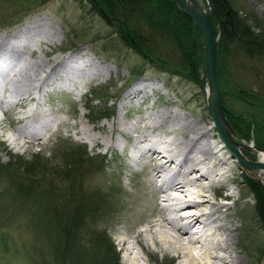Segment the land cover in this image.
I'll return each instance as SVG.
<instances>
[{"label": "rangeland", "instance_id": "rangeland-1", "mask_svg": "<svg viewBox=\"0 0 264 264\" xmlns=\"http://www.w3.org/2000/svg\"><path fill=\"white\" fill-rule=\"evenodd\" d=\"M197 2L202 9L207 7L205 5L206 0H197ZM232 2H234L232 5L234 10L239 7L246 12L249 11L250 14L257 17V25L260 24L263 28V33L260 27L254 29V33L260 34L256 37L258 38L256 41L259 43L257 46L250 43L252 49L255 50L254 53L251 52L247 56L240 50L234 52L233 44H228L224 47L226 53L219 56L217 61L221 65L219 67L222 72L221 81L224 93L222 104H224L225 110H232L235 113L244 112L249 115L255 112L254 108L259 107V103L256 102L257 97L264 98V0H232ZM179 5V2L175 5L178 10L180 9ZM212 9L216 12L213 4ZM228 13L227 10L224 16L226 17ZM26 25L28 26L26 27V37L23 38V44L17 45L16 51L9 58L0 60V62L3 61L0 64L2 69L0 71L5 72V77L11 75L19 64L23 65V63L28 64V62H31L30 55L35 56L42 51L46 56L59 54L57 61L63 60L71 64L73 62L74 69L79 67L81 69L82 64H91L92 62L95 66L106 65V69L102 71L100 76L85 84L82 77H80L82 69H78L80 73L78 77L71 76L69 78L62 76L64 72L61 67L51 68L49 75L44 79L45 81L41 80L42 82H39L37 88L35 87L29 95H21L13 99L10 95H7L8 93L0 92V164L9 162V155L11 154L30 158L32 153L44 155L50 162L57 163L59 159L57 150L65 147V144L74 142L85 145L87 152L91 155L99 153V155L105 156L108 165L107 170H104L106 175L103 176L101 173L96 172L89 182L92 186H104L103 192H106L107 188L114 189L117 192H113L114 194L108 193L112 209L109 217L100 219L95 223V228L98 231L103 229L106 235L112 239L119 256L118 264H129L130 262L125 246L130 248L128 251L132 252L131 255L136 256L138 264H180L174 256V251L162 253L153 244L154 247L150 250L156 252L155 256H151L144 251L141 254L138 251L140 250L139 246L134 242L136 233L142 231L144 226L145 229H149V233L156 226L149 227L148 223L143 220L145 210L147 211L153 206L151 200L153 196L152 186L146 177L148 176V171H146L148 168L144 166L147 160L138 158V160L132 162L130 159V154L135 155L137 153L138 144L145 146L146 143H133L130 137L146 129L143 125L145 126L147 123L156 120L157 113L166 112L165 114L169 115L175 111L181 117L173 119L167 115L168 122H165L164 127H161L162 130L161 128L149 130L146 135H155L163 143L172 140V148L178 150L176 145L185 138V135L192 129L199 131L201 125H203L207 128L213 127V130L209 133L214 137L213 140L219 141L211 122L212 118L205 110V96L201 92L200 85L191 83L188 80L185 81L177 75H169L167 72L158 73L156 63L142 62L139 55H136L133 50L119 42L117 36L112 32V28L106 25L103 16L94 12L86 0H47L41 7L37 6L32 12H27L24 17L19 19L17 17L10 26H0V35H11L15 29L20 30ZM1 42L0 52H6V48L14 45V41H12L13 45L11 41ZM69 45L74 46V49L69 48ZM134 65L140 66L142 72L139 77L132 81L129 71ZM202 70L203 68L199 69L200 76L203 74ZM140 80L146 82V87L140 94L141 97L139 95L136 96L138 98L133 99L134 97H130V94L128 97L130 101L119 109V103L124 94L131 90L136 81ZM230 84L236 85L238 89L241 88L243 92L253 93L254 96L251 98L254 101L249 102L241 97L244 102L240 103L229 91ZM94 88L96 90L98 88L104 89L92 96L91 91ZM31 96L33 98H30ZM98 96H101L100 100L96 98ZM16 103L18 105L15 106ZM85 104L92 110L107 108L111 110V113L103 119H96L91 122ZM33 107L36 110L42 108L48 114L44 117V121L50 124V128L48 130L43 129L47 131L44 133L48 134L47 138L43 139V136L41 140H38L39 136L36 135L27 140L21 136H18L15 140H10L13 135H16L14 134L15 129L25 123L22 120L27 116L19 118L22 115L21 113ZM95 114L93 113L91 117ZM115 117L125 123L128 122L134 125L138 123L139 126L136 128V132L124 136L116 127L111 132L109 125ZM83 125L95 130H91L87 135L97 136L98 141L109 135L115 141L114 146L105 148L103 144L93 145V142L86 137L87 135L80 130ZM100 125H103V128ZM169 130L170 132L167 133ZM156 133L158 134L156 135ZM259 137L262 136L259 135ZM238 143L254 144L243 139ZM193 153L191 152L190 155ZM221 153H219V156L227 159ZM242 154L246 156L248 161H260V153H256L252 149H243ZM199 157L198 154L192 156V158H195V162L203 160V157H200V159ZM214 160V157H212V160H203L201 163H204L199 167H212L213 164L216 171L214 170V173L212 172L210 176L218 181L221 179L229 183L227 188L230 189L229 194H231L232 199L228 201L230 211L229 214L227 213V218L231 221L230 228L233 230L234 240L236 239L235 244L230 248L232 254L236 257V264H260L261 255L264 253L262 252L264 231L256 224L257 221L252 208L254 201L243 184L246 175L241 174L232 162L226 161L227 164L221 165L219 162L214 163ZM192 177L191 174L189 178L192 179ZM5 182L4 179L0 180V264H54L53 255L57 252L53 251V242L50 239L53 230L41 225L42 222H45L44 224L49 222V218H46L47 215L45 216L44 212L41 216V210L36 207V201L21 198L23 196H18L14 188L8 190ZM209 182L202 180L196 185L199 184L198 186L202 187L201 185L206 183L209 187ZM209 189L211 194L216 192L214 188ZM150 201L151 203H149ZM232 211L233 213H231ZM134 220L136 221L135 224ZM131 227V233L127 232L126 229ZM163 229L161 228V230ZM190 229L188 231L192 232ZM166 232L170 233L169 231ZM54 233L51 237L57 239V235ZM140 234L141 237L143 236L142 241L147 242L152 247L153 245L147 239L145 232L142 231ZM196 235H199V233L197 232ZM87 245L82 244V242L79 243L80 248L90 256V247ZM58 249L60 250L59 254H62V250ZM87 254L86 256H88ZM92 255L94 264H99V258H101L99 254L92 252ZM86 260L90 261V258ZM227 264L232 263L228 261Z\"/></svg>", "mask_w": 264, "mask_h": 264}, {"label": "trees", "instance_id": "trees-1", "mask_svg": "<svg viewBox=\"0 0 264 264\" xmlns=\"http://www.w3.org/2000/svg\"><path fill=\"white\" fill-rule=\"evenodd\" d=\"M46 1L0 0V26H10L17 17H24L27 12H32L37 6L41 7ZM86 2L94 12L103 16L106 25L112 28L119 42L139 55L142 62L156 63L158 73L167 72L169 75L180 76L185 81L198 83L199 69L204 67L203 52H198V42L192 37L191 21L176 8L175 0ZM211 2L216 11L210 16L211 27L215 34L220 32L217 34L216 62L219 56L226 53L224 47L228 44H233L234 52L240 50L249 56L255 51L250 43L256 46L259 44L256 37L260 34L254 33V29L260 27L263 33L261 25H257V17L239 7L234 10L232 0ZM227 10L229 13L225 17ZM200 36L198 31L197 38ZM69 48L74 49V46L69 45ZM219 66L221 65L217 62L216 79L223 102L222 72ZM141 70L137 65L130 69L132 81L139 77ZM236 87L230 84L229 91L240 103L244 102L241 97L249 102L254 101L251 98L253 93L243 92ZM103 89L94 88L91 91L92 96ZM96 98L100 100L101 96ZM256 102L259 107L254 108L255 112L249 115L226 110L225 116L237 141L243 139L252 142L264 151V98L257 97ZM85 106L91 122L103 119L111 113V110L104 107L92 110L87 104ZM93 113L96 114L91 117ZM57 154V163L50 162L38 153H32L30 158L11 154L9 162L0 164V180L4 179L8 190L14 188L18 196H23L21 198L36 201L41 216L44 212L46 218H49V222H42L41 225L52 228L57 235V239L51 237L53 233L50 235L53 251L57 252L53 255L54 264H94L92 252H97L101 257L99 264H118L119 256L112 239L103 229L98 231L95 228V223L109 217L112 209L108 193L117 192L111 188L103 192L104 186H92L89 182L96 172L106 175L104 170H107L108 165L105 156L99 153L91 155L85 145L77 142L65 144V147L57 150ZM245 179L244 187L254 201L252 208L256 224L264 231V186L248 176ZM80 242L89 245L90 256L80 248ZM57 247L62 250V254H59ZM262 250L264 252V246ZM89 258L90 261H87Z\"/></svg>", "mask_w": 264, "mask_h": 264}, {"label": "bare ground", "instance_id": "bare-ground-1", "mask_svg": "<svg viewBox=\"0 0 264 264\" xmlns=\"http://www.w3.org/2000/svg\"><path fill=\"white\" fill-rule=\"evenodd\" d=\"M27 26L28 25L23 26V28L20 30L15 29L14 31H12L11 35H0V41H2L3 43L8 41H11L12 43V41H14V45L12 43L13 46L8 47L9 49L6 48V52H0V60L6 59L7 57L9 58V56L16 51V46L19 44H23V38L26 37L25 31ZM42 52H39L38 55L35 56L30 55L31 62H28V64L23 63V65L19 64L17 68L12 71L13 73L11 75H7V77L1 76L0 72V92L4 94L8 93L7 95H10L13 99L18 98L21 95H29L31 91L39 85V82H42L47 77V75H49L51 68L57 69L58 67H61L64 72V75L62 76L64 77L66 76L70 78L71 76H79L80 73L78 72V69H80V67L78 69H74V65H72L74 64L73 62L72 64L63 60H60L58 62L57 60L59 54H51L46 56ZM2 62L3 61H1L0 64ZM93 63L94 62H92L91 64H82L81 66V69L83 71L81 72L80 77H82L85 84L88 81H91L93 78L100 76L102 71L106 69V65L95 66ZM0 70L2 69L0 68ZM145 85L146 82L144 83L143 80L136 81L131 90L124 94V97L119 103L118 108H122V106H124L126 102L130 101V99L128 98L130 94V97H134L133 99L138 98L136 96H139L143 92V89H145L146 87ZM134 87L136 88L134 89ZM30 98L33 97L31 96ZM16 105H18V103H16L15 106ZM165 113H157L156 120L151 123H147L145 126L143 125V127L146 129L140 131L135 136H133L132 133L136 132V128L139 126L138 123L136 125L129 124L128 122L125 123L115 117L112 119L111 125H109L111 132L114 131L113 129H115L116 127V129L119 130V132H121L124 136L132 135L130 137V140L132 139L133 143H147L145 146H140V144H138L139 146H137L136 148L137 153L135 155L130 154V159L132 162L138 160V158L147 160L144 166H147L148 168V170H146L148 171V176H145L147 177V181L149 182V184L151 183V192H153V196L151 199L153 206H151V208L149 209L146 208L148 209L147 211L143 209L145 210L144 218L142 217L143 214H141V217L143 218L145 223H148L149 227H156L153 228L149 233V229H145L144 226V229H142V231L145 232L146 237L151 241V244L156 245L160 249V251H162V253H165L166 251H174V256L179 260L180 264H227L228 261H230L232 264H236V257H234L232 251L230 250V248L235 244L236 239L234 240V234H232L233 230H231L232 228H230L231 221L227 218V213L229 214L230 211L228 207V201L232 199L231 194H229L230 189L227 188V182H225L224 180L220 179L218 181L217 179L210 176V174L214 170L216 171V168L213 167V164L212 167H199L204 163H201L203 160H212V157L215 158L214 163L219 162L221 165L227 164L226 161L233 162L234 158H232L228 154V152L226 151V146H224L219 139V141L213 140L214 137L211 133H209L211 132V130H213V127L207 128L201 125L199 131H195L194 129L190 130L185 135V138L176 145V148H178V150L172 148V140L163 143L162 141L160 142L157 138H146V133L149 132V130L164 127L165 122H168L167 119L169 116L173 119H178V117L180 116V114H177L175 111L171 112V114L169 115L167 114L168 117ZM21 114L22 115H20L19 118L31 115L32 117L30 119V122L28 124L24 123L23 126L16 128L14 132V134L16 135H13L10 140H15L18 138V136H21L22 138H25V140H27L30 139L31 136H39L43 129L48 130L50 128V124L44 121V117H46V115L48 114L42 108L38 110L26 109V111L22 112ZM182 118L184 120H187L185 117ZM38 119H41V122H38ZM100 127L103 128V125H100ZM80 130L83 134L85 133L87 135L91 132V130H93V128L90 129L87 128V126L83 125ZM169 132L170 130L167 131V133ZM157 134L158 133H156V135ZM86 137L91 140V142H93V145L103 144L105 148H110L115 144V141H113L109 137V135L106 137L104 136L105 138H103L101 141H98L97 136L94 135L89 134ZM236 148L238 152L242 153V145H237ZM191 152H194L193 154H198L200 157H203V160H201V162H195L196 157L192 158L193 154L190 155ZM220 152H222L224 154L223 157L226 156L227 159L221 158L219 156ZM259 162L264 163L263 153H260ZM171 168H173L174 170H172ZM255 171L257 172L254 173L258 174V176L264 179L263 170ZM191 174L193 175L192 179L189 178ZM202 180L211 181L209 182V187H199V184L196 185ZM213 186L218 188L219 193L215 192L214 194H211L209 188H213ZM194 192H197V194ZM149 203H151V201ZM231 213H233V211ZM212 216L214 217L211 220L208 219ZM204 219H207L209 223H205ZM135 223L136 221L134 222V224ZM194 227H196L194 233L188 231V229ZM161 228L163 230H161ZM131 229L132 227L130 229L127 228L126 231L128 230L127 232H130ZM165 230L169 231L171 234L167 233ZM142 231L140 230L139 233L137 232V235L134 239L135 244L139 246L140 250L138 251L141 254L144 251L151 256H155L156 252L154 250H150L153 249L154 245H151L152 247H150V244L148 245L147 242L145 243L144 241H142L143 236L141 237L140 234ZM197 232L199 233V235H196ZM122 243L125 244L124 241H122ZM125 247V251H127L126 253L127 255H129L130 259L129 264H138L136 256L131 255L132 252L128 251L130 250V248L127 246ZM193 252H195V254H193Z\"/></svg>", "mask_w": 264, "mask_h": 264}, {"label": "water", "instance_id": "water-1", "mask_svg": "<svg viewBox=\"0 0 264 264\" xmlns=\"http://www.w3.org/2000/svg\"><path fill=\"white\" fill-rule=\"evenodd\" d=\"M180 3L179 11L187 16L191 21V31L193 32L194 41L198 42V52H203L204 67L202 70V76L198 78V84L200 85L201 92L205 96L206 112L211 116L212 125H214L215 134L218 136L221 143L226 146L228 154L234 158V163L238 167L241 173L248 176L252 180H257L264 186V179L258 174L254 173L255 170L264 171V163H260L257 160L254 162L247 161V158L242 153L237 151L236 146L242 145L243 149H252L256 153H263L264 151L257 147V145H246L238 143L231 133V126L226 121L224 104H222V95L219 90V83H217V37L211 27L210 16L214 13L212 9L211 0H206L205 7L202 9L199 6L197 0H176V4ZM200 32V41L197 38L198 31ZM261 263L264 264V253L261 255Z\"/></svg>", "mask_w": 264, "mask_h": 264}]
</instances>
